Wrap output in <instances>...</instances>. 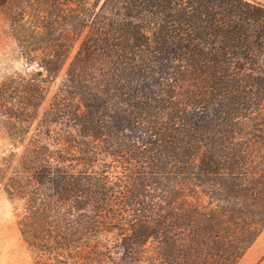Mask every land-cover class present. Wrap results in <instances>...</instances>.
<instances>
[{
  "label": "trees",
  "instance_id": "trees-1",
  "mask_svg": "<svg viewBox=\"0 0 264 264\" xmlns=\"http://www.w3.org/2000/svg\"><path fill=\"white\" fill-rule=\"evenodd\" d=\"M0 8L25 63L0 187L34 263L238 264L264 230V4Z\"/></svg>",
  "mask_w": 264,
  "mask_h": 264
},
{
  "label": "rangeland",
  "instance_id": "rangeland-1",
  "mask_svg": "<svg viewBox=\"0 0 264 264\" xmlns=\"http://www.w3.org/2000/svg\"><path fill=\"white\" fill-rule=\"evenodd\" d=\"M264 4V0H255ZM76 52L73 50L71 57ZM25 63L12 33V22L0 8V84L8 75L24 72ZM64 70L54 83L49 98L61 83ZM50 99L43 104L45 108ZM0 116V160L14 150ZM21 152L22 148L15 149ZM22 204L9 199L0 187V264H35L18 226ZM238 264H264V230Z\"/></svg>",
  "mask_w": 264,
  "mask_h": 264
}]
</instances>
